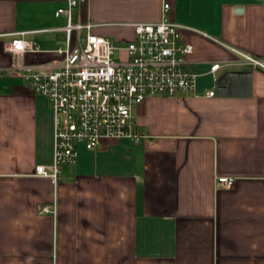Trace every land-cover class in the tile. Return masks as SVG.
<instances>
[{
  "label": "crops",
  "instance_id": "1",
  "mask_svg": "<svg viewBox=\"0 0 264 264\" xmlns=\"http://www.w3.org/2000/svg\"><path fill=\"white\" fill-rule=\"evenodd\" d=\"M165 2L199 94L145 99L147 137L79 145L55 184L36 174L54 159V114L17 64L62 60L67 0H0V264H264V68L242 55L264 61V0H87L74 18L125 45ZM15 35L36 49L10 51ZM227 71L250 75L219 95Z\"/></svg>",
  "mask_w": 264,
  "mask_h": 264
},
{
  "label": "built area",
  "instance_id": "2",
  "mask_svg": "<svg viewBox=\"0 0 264 264\" xmlns=\"http://www.w3.org/2000/svg\"><path fill=\"white\" fill-rule=\"evenodd\" d=\"M86 1L67 0L65 7L55 11L67 17L66 43L56 49L63 56L59 63L17 64L27 86L48 99L54 114V159L50 165H37L36 174L55 184L63 166L77 159L79 145L92 150L107 138L137 143L147 137L133 114L145 99L199 94L197 73L187 58L194 46L183 39L182 25L169 19V3L163 4L160 21L136 23L135 37L122 45L94 33L92 22L75 20V10ZM35 49L16 35L9 45L14 53ZM242 55L247 63L264 68V61ZM221 66L213 63L210 73L215 76ZM215 94L214 89L205 93ZM234 181L232 176H218L217 186L231 187ZM54 210L42 205L38 213Z\"/></svg>",
  "mask_w": 264,
  "mask_h": 264
},
{
  "label": "water",
  "instance_id": "3",
  "mask_svg": "<svg viewBox=\"0 0 264 264\" xmlns=\"http://www.w3.org/2000/svg\"><path fill=\"white\" fill-rule=\"evenodd\" d=\"M250 75V73L240 71H227L216 79L217 94L226 95L232 93L234 86L239 82V77Z\"/></svg>",
  "mask_w": 264,
  "mask_h": 264
},
{
  "label": "rangeland",
  "instance_id": "4",
  "mask_svg": "<svg viewBox=\"0 0 264 264\" xmlns=\"http://www.w3.org/2000/svg\"><path fill=\"white\" fill-rule=\"evenodd\" d=\"M121 57H124V56H123V53H122Z\"/></svg>",
  "mask_w": 264,
  "mask_h": 264
}]
</instances>
